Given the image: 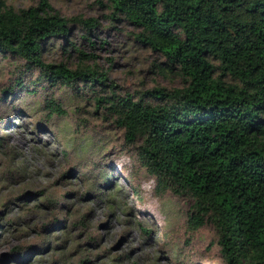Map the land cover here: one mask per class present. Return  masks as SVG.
<instances>
[{
  "label": "rangeland",
  "instance_id": "rangeland-1",
  "mask_svg": "<svg viewBox=\"0 0 264 264\" xmlns=\"http://www.w3.org/2000/svg\"><path fill=\"white\" fill-rule=\"evenodd\" d=\"M40 1L0 5L18 11ZM48 2L69 32L45 43L42 60L105 73L106 85L51 81L0 52V264H227L213 224L189 227L192 200L157 190L141 140L126 143L97 102L111 93L148 100L186 79L108 0ZM51 99L64 114L50 115Z\"/></svg>",
  "mask_w": 264,
  "mask_h": 264
},
{
  "label": "trees",
  "instance_id": "trees-1",
  "mask_svg": "<svg viewBox=\"0 0 264 264\" xmlns=\"http://www.w3.org/2000/svg\"><path fill=\"white\" fill-rule=\"evenodd\" d=\"M108 2L186 85L154 89L148 100L111 93L97 102L126 143L141 140L139 158L157 190L192 200L189 227L213 224L227 264H264V0ZM68 32L48 0L18 11L0 5L3 55L22 57L51 81L105 86V73L42 60L45 43ZM46 106L64 114L54 99Z\"/></svg>",
  "mask_w": 264,
  "mask_h": 264
}]
</instances>
